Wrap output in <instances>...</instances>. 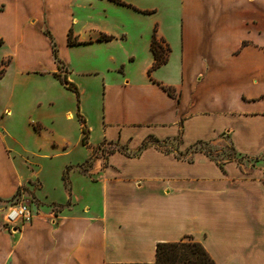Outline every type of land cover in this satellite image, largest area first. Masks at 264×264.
Here are the masks:
<instances>
[{
	"label": "crops",
	"instance_id": "crops-1",
	"mask_svg": "<svg viewBox=\"0 0 264 264\" xmlns=\"http://www.w3.org/2000/svg\"><path fill=\"white\" fill-rule=\"evenodd\" d=\"M122 1L131 6L90 0L99 8L74 31L81 0H0V85L14 76L0 102V264L154 262L159 242L186 235L216 264H264V0H178V14ZM154 34L168 51L150 72ZM59 65L79 102H59ZM20 119L22 132L4 127ZM47 131L62 134L49 140L57 155L79 145L86 156L45 171ZM198 142L242 159L216 160ZM29 194L33 219L5 228Z\"/></svg>",
	"mask_w": 264,
	"mask_h": 264
},
{
	"label": "rangeland",
	"instance_id": "rangeland-1",
	"mask_svg": "<svg viewBox=\"0 0 264 264\" xmlns=\"http://www.w3.org/2000/svg\"><path fill=\"white\" fill-rule=\"evenodd\" d=\"M95 1L99 2V0H95ZM126 1H130V3H133L134 5H138L139 7H143V8H155V9L158 8L159 9L158 14L166 13L165 8L167 7L168 4H170V5L173 4V8L175 9V13L178 14V10H179L178 4H177L178 0H175L174 2H172V0H126ZM81 4H82L81 7L77 10V13L80 14V24L74 26V31H80L85 26H87V24H89V20L91 19L90 15L94 14V8L95 7L93 8V5L90 4V0H81ZM96 4H98V5L95 9H98L100 6L99 5L100 3H96ZM35 27L38 29L39 24H35ZM46 30H45V32H47ZM58 30H60V28ZM4 61H5V65H6L10 61V58L5 59ZM59 66H61V65H59ZM1 69H4L3 70V74H4V72L6 71L5 66H1L0 70ZM60 73H61V76L63 77L64 76V67L63 66L61 67ZM13 77H14L13 75L7 76L5 78V80L3 81V83L0 85V102L2 105H5L10 101L9 96L7 94H6V96H4V91L6 92V89L9 86L8 84H13ZM64 88H65V93L58 92V97L60 100L59 102L62 104L66 103L67 99H69L70 96H74V92L72 90L66 88L65 86H64ZM8 94H9V92H8ZM76 96L77 95H75V97ZM71 98H70V100H71ZM76 99H77V102L80 101V98L78 99V97H77ZM77 105L79 106V104H77ZM64 109L65 108L63 106L48 107V108L42 107V108L34 111V115H35V117L39 116L42 118V120L46 121L49 115L52 116L53 114H61V113H63ZM34 126L37 129H40L41 125L40 124H37V125L34 124ZM4 127H6V129H9V130H14L15 132H22L23 131L21 119L14 124H10V123L6 122V123H4ZM48 128H50V127H48ZM48 131L42 135V138H43L42 142L46 143V146L44 145L43 150H41V152H39L40 154H46L48 156H40L37 158V161L39 162V164L41 163V166H42V164L44 165V167L46 166L45 171H47L49 168L50 169H53V168L56 169L59 167V169L60 168L62 169L63 165L68 164L69 161H78V160L83 159L84 156H86V154H87L86 151L84 150V148L82 146H79V145L75 146L74 149L68 154L57 155V153L59 152L58 146L53 147V145L50 144L49 140H51V138L54 137L55 141H61L62 134L57 132V131H55V134H52ZM100 135H101L100 131L96 130V132L94 134L95 139L99 138ZM77 136H78V132H77V129L75 128L73 130L72 135H70V137L75 141L77 139ZM25 139L27 142L30 141V138L27 136V134H25ZM14 148L18 149V150H22L21 146H19V145L15 146ZM165 149L168 150L169 149L168 146H166ZM194 151L204 152V153L208 154L210 157H212L216 160H219V161H223V160H227V159H236L238 161L241 160L240 157L237 156L236 153L233 151V149H231L229 147V145H224V144L216 145L214 143L213 144L207 143V144H203L201 146L195 147ZM250 161H253V160H250ZM259 161L264 162V154L260 158H257V162H259ZM254 164H255V162H254ZM75 167L78 168L80 171H87L90 168V162L89 163L86 162V163L81 164V165H76ZM40 169H41V167H40ZM49 175H50V178L53 177L52 173ZM40 177L46 178L45 174H42L41 172H40ZM63 177L65 179V182H67L68 169L64 172ZM33 184L36 185V181ZM62 196H63V194H61V193H58L57 195H55V197L57 199H61ZM34 202H36V200L33 199V197L29 194L28 197H26V203L31 206L32 203H34ZM4 226H5V228H8L9 230L12 229L11 226L6 225L5 223H4Z\"/></svg>",
	"mask_w": 264,
	"mask_h": 264
},
{
	"label": "trees",
	"instance_id": "trees-1",
	"mask_svg": "<svg viewBox=\"0 0 264 264\" xmlns=\"http://www.w3.org/2000/svg\"><path fill=\"white\" fill-rule=\"evenodd\" d=\"M112 1L131 6L123 2L122 0H112ZM111 39H112L111 36H106V35H102L99 37V40H111ZM69 43L70 44L80 43L77 42L75 38H73L71 29L69 31ZM151 47L155 56V62L151 67L150 72L160 67L162 64L166 62L167 60L166 53L168 51V48H165L162 45V43L157 40L155 34L153 36ZM3 70L4 69L0 70V77H2ZM59 70L61 71V66ZM55 77L58 78L66 88L76 93L78 99L80 98V92L77 85H75L73 82H70L66 77H62L61 73H55ZM168 90L170 91V89ZM79 117L83 122L80 114ZM82 131L84 133L83 139L85 142L88 135L85 125L82 126ZM207 143L208 142H198L194 145V148ZM240 159H242V157H240ZM107 264H216V262L210 256V254L208 253V251L201 242L195 240L191 235H186L179 241L159 242L156 246V259L154 262L107 263Z\"/></svg>",
	"mask_w": 264,
	"mask_h": 264
},
{
	"label": "built area",
	"instance_id": "built-area-1",
	"mask_svg": "<svg viewBox=\"0 0 264 264\" xmlns=\"http://www.w3.org/2000/svg\"><path fill=\"white\" fill-rule=\"evenodd\" d=\"M34 212L21 196L15 198L10 209L5 215L4 223L8 226L17 227L20 224H25L33 219Z\"/></svg>",
	"mask_w": 264,
	"mask_h": 264
}]
</instances>
